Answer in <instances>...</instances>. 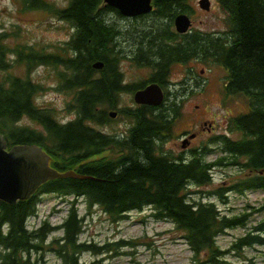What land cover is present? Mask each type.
<instances>
[{"label":"trees","instance_id":"1","mask_svg":"<svg viewBox=\"0 0 264 264\" xmlns=\"http://www.w3.org/2000/svg\"><path fill=\"white\" fill-rule=\"evenodd\" d=\"M16 1L22 11L41 10L68 21L73 32L55 51L33 45L11 47L6 43L8 34L0 32V131L8 146L36 143L50 154L52 166L60 171L75 169L86 177L50 179L27 199L15 203L0 200V264H45L37 255L44 246L53 248L62 264H81L79 256L85 251L103 253V246L79 238L84 222L78 210L79 198L88 208L99 206L112 221L125 218L132 210L151 207L156 218L170 220L182 231L193 251L194 264H233L226 256L228 250L216 244L217 236L228 228L245 226L248 213L228 215L215 201L191 199L187 194L191 184L211 183L213 169L228 165L236 166L244 175L227 187L218 186L215 192L219 197L225 200L228 191L264 189V0H218L227 13V29L202 32L192 28L183 35L159 20H174L178 12L189 14L187 0H153L156 8L152 12L157 16L148 29L139 24L130 29L114 20L113 14L124 15L103 0H68L63 7L47 0ZM137 34L138 38H148L139 47L134 39ZM163 35L171 42H163ZM109 41L122 50L127 43L134 53L140 48L137 64L156 68L149 80H141L134 87L121 85L115 55L109 54L114 43L109 47ZM193 58L222 66L226 70L225 94L242 96L248 103V110L228 120V130L237 136L214 135L208 144L192 150L189 158L162 151L158 140L170 133L179 118V98H165L158 106L137 105L133 112L125 110L134 121L125 136L91 125L109 119L105 105L116 102L117 92L137 89L147 81L164 86L173 63ZM97 60L104 62L101 69L93 66ZM21 64L25 65L24 76L8 72ZM41 64L63 67L60 86L72 91L67 109L76 113L75 118L58 120L51 109L35 104L34 96L42 87L29 73ZM24 116L41 124L45 133L20 125ZM210 144H217L223 154L208 159ZM109 148L119 155L90 160ZM45 193L66 198L67 215L59 224L45 219L30 228L28 220L38 214L40 196ZM58 228H62V235L48 241L49 234ZM254 245H264V217L232 246L241 250ZM120 246L133 244L123 241L105 248L116 254ZM99 262L101 259L88 264Z\"/></svg>","mask_w":264,"mask_h":264},{"label":"rangeland","instance_id":"2","mask_svg":"<svg viewBox=\"0 0 264 264\" xmlns=\"http://www.w3.org/2000/svg\"><path fill=\"white\" fill-rule=\"evenodd\" d=\"M47 1L53 2L58 7L68 4V0ZM186 2L192 21L191 29H199L202 32H221L227 29V13L218 0H209L208 9L202 8L199 0ZM113 15L114 20L129 26L130 29H136L132 27L135 24L148 29L157 16L153 12L132 18ZM160 19L161 24L176 32L173 18ZM4 31L8 34L6 43L11 47L18 44L33 45L36 48L43 47L46 51H55L57 46L63 45L70 38L73 29L68 21L58 19L45 11H22L16 0H0V32ZM136 37L134 39L138 42L137 47L148 41L147 37ZM162 40L171 42L165 39L164 35ZM124 46L126 49L124 48L122 55H119L120 67L127 84L135 85V81L147 78L152 69L149 66L138 65L137 60L132 59L133 55L135 57L141 52L140 48L134 47L133 50H138L134 53L131 51L132 46L127 43ZM9 56L11 59L16 57L12 53ZM171 67L169 74L171 81L168 80L167 83L171 88L168 101L179 98L182 106L181 114L170 133L158 140L162 151L172 156L181 155L189 158L192 150L208 144L214 135L227 133L237 136V133L233 134L227 130L228 120L233 115L245 112L248 104L242 96L225 94L226 70L217 63L207 64L197 58L190 59L186 63H173ZM62 69V66L36 65L29 73V77L42 87L34 96L35 104L41 108L51 109L58 120L68 121L75 118L76 113L67 109V102L71 101L72 91L60 86L59 72ZM8 72L24 76L25 65H14L8 69ZM134 89L127 88L118 94L114 104L105 105L109 117L105 123L93 122L91 125L110 134L122 136L128 134L134 121L125 115V110L133 112V108H138L133 99ZM110 113L115 115L112 116ZM19 124L45 133L41 124L27 116H24ZM210 147L212 150L207 156L208 159H215L223 154L217 144H210ZM118 155L116 150L109 148L101 150L90 160L97 162L104 157L116 158ZM55 169L59 171L58 168L55 167ZM242 175L244 174L240 173L236 166L216 167L213 169L211 183L191 184L187 195L191 199L215 201L220 210L228 215L248 213L245 226L239 225L226 229L217 236L216 244L221 249L228 250L226 256L233 264H251V262L264 264V245L249 246L241 250L232 246L238 237L243 236L250 227L264 217V189H250L242 193L228 191L225 200L215 192L218 186L227 187ZM64 199L66 198L56 193L41 194L37 206L38 214L29 218L28 226H37L45 219L52 225L61 223L68 209V203ZM78 210L84 217L83 230L79 238L103 246L104 250L99 255L89 251L83 252L80 256L83 264L97 259H101V262L96 264H134L135 260L141 264H194L193 251L182 237V231L178 230L172 221L156 218L151 207L132 210L119 221H112L99 206L88 208L83 198L78 199ZM62 233V228H58L51 232L47 239L49 241L54 236H61ZM123 241L130 242L133 246H120L116 254L115 251L105 248L110 243ZM37 255H41L45 264H62L61 258L53 248L44 246Z\"/></svg>","mask_w":264,"mask_h":264},{"label":"water","instance_id":"3","mask_svg":"<svg viewBox=\"0 0 264 264\" xmlns=\"http://www.w3.org/2000/svg\"><path fill=\"white\" fill-rule=\"evenodd\" d=\"M117 8L121 14L136 16L152 10L151 0H104ZM202 8H209V0H199ZM176 30L186 32L191 26L187 13L180 12L174 18ZM103 61L93 63L95 68L103 67ZM163 92L157 83H151L134 94L138 104L157 106L162 102ZM114 116L115 113H110ZM50 155L36 143H19L7 148L6 140L0 132V200L15 203L29 198L44 182L62 177H86L74 170L60 172L49 163Z\"/></svg>","mask_w":264,"mask_h":264},{"label":"flooded vegetation","instance_id":"4","mask_svg":"<svg viewBox=\"0 0 264 264\" xmlns=\"http://www.w3.org/2000/svg\"><path fill=\"white\" fill-rule=\"evenodd\" d=\"M119 15V14H118ZM137 17V16H136ZM121 18H132V17H125V16H123V17H121ZM111 43H113L112 41H109V44H108V46L109 47H111ZM112 51H113V53L114 54H112ZM116 53V54H115ZM122 53H123V51H122V49L121 48H119V47H117V46H115L113 49H111L110 51H109V54H111L112 56L113 55H115V58H116V67H117V69H118V71L121 73V85H126V86H131V87H134V85H130V84H127V82L124 80V77H123V71H122V69H121V67H120V59H119V55H122ZM140 54L138 53L135 57H134V55H133V57H132V59L134 58V60H137L138 58V56H139ZM111 56V57H112ZM151 77V75H149L146 79H149ZM169 80V79H168ZM150 82V81H149ZM148 82V83H149ZM167 83H168V81H167ZM136 85V84H135ZM139 88H141V87H139ZM124 90H127V89H123V90H121V91H119V92H117L116 93V97L118 96V94H120L122 91H124ZM170 93L171 92H169L168 93V96H170Z\"/></svg>","mask_w":264,"mask_h":264}]
</instances>
